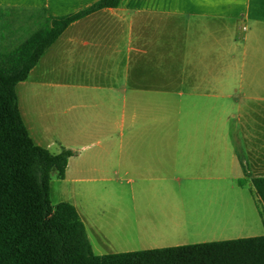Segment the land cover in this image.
I'll return each mask as SVG.
<instances>
[{
	"label": "crops",
	"instance_id": "obj_1",
	"mask_svg": "<svg viewBox=\"0 0 264 264\" xmlns=\"http://www.w3.org/2000/svg\"><path fill=\"white\" fill-rule=\"evenodd\" d=\"M99 1L0 0L28 16L9 51ZM16 91L34 143L74 153L62 202L96 255L264 236V0H122L72 23Z\"/></svg>",
	"mask_w": 264,
	"mask_h": 264
},
{
	"label": "trees",
	"instance_id": "obj_2",
	"mask_svg": "<svg viewBox=\"0 0 264 264\" xmlns=\"http://www.w3.org/2000/svg\"><path fill=\"white\" fill-rule=\"evenodd\" d=\"M121 2L100 0L79 13L52 17L16 49L0 50V264H264V236L98 256L77 208L52 204L51 175L64 179L74 153L63 148L53 154L34 143L17 85L72 23ZM251 179L264 203V178Z\"/></svg>",
	"mask_w": 264,
	"mask_h": 264
},
{
	"label": "rangeland",
	"instance_id": "obj_3",
	"mask_svg": "<svg viewBox=\"0 0 264 264\" xmlns=\"http://www.w3.org/2000/svg\"><path fill=\"white\" fill-rule=\"evenodd\" d=\"M27 17L28 16L26 13L21 14L20 16H17V17H13L11 15L0 13V50H3V51L11 50L12 48L11 40L12 39L8 38V36H10L11 33L14 36L18 35V36H23V37H26L27 34L30 33V32L24 33V30H21V29H24L23 25L28 20ZM18 26L22 28H19ZM14 31L16 34L13 33ZM87 150L83 148L82 151L85 153V151ZM69 188H71L70 185H67L65 187L63 181L58 177V175L56 173H53L51 175V187H50V198H51L52 204L56 205L59 202H62L64 198H68L69 197L68 191H71ZM81 212H82V209H81ZM138 248H142V247H138ZM139 250H144V249H139ZM104 252H108V251H104Z\"/></svg>",
	"mask_w": 264,
	"mask_h": 264
}]
</instances>
